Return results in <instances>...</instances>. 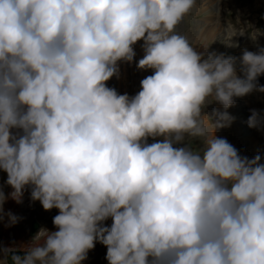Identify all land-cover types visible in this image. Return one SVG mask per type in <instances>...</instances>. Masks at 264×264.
I'll use <instances>...</instances> for the list:
<instances>
[{
  "label": "clouds",
  "instance_id": "9594fccd",
  "mask_svg": "<svg viewBox=\"0 0 264 264\" xmlns=\"http://www.w3.org/2000/svg\"><path fill=\"white\" fill-rule=\"evenodd\" d=\"M195 3L0 0V220L20 219L3 205L26 190L58 210L42 243L0 247V264H82L97 242L108 264H264V162L215 134L236 98L264 93V47L197 51L175 31ZM137 41L151 74L118 94L106 82ZM250 113L264 131V109Z\"/></svg>",
  "mask_w": 264,
  "mask_h": 264
},
{
  "label": "rangeland",
  "instance_id": "374dc122",
  "mask_svg": "<svg viewBox=\"0 0 264 264\" xmlns=\"http://www.w3.org/2000/svg\"><path fill=\"white\" fill-rule=\"evenodd\" d=\"M198 8L201 12L200 15L198 10L194 12L191 10V13L187 14L176 26L175 31L178 34L186 37L183 30L184 27L187 28L188 25L195 26V31L198 26H202V29H200L203 32L208 31V33H210L209 31H215L216 35H218L215 41L219 44V49L221 48L222 52H227V55H234L237 57L240 56L238 55L240 33H243L249 41L258 42L260 47H264V35H257L255 40L251 39L250 36V34L257 30L264 32L263 0H249V3L243 0H198ZM248 8L254 10V14H252L250 18L251 20L246 19L239 21V13L246 12ZM229 9L231 15L225 13ZM250 15L249 13L248 16ZM208 19H211V22H208ZM228 31L231 33L233 32V34L222 38V34L224 35V33ZM230 38L236 43V47L226 48L222 43ZM197 41V39L194 40L193 44L196 50L198 49V46L196 47L197 44H195ZM142 43V41H137L133 46L136 55L131 64L119 62V78L113 76L106 82L107 86L115 88L118 94L128 93L129 96L134 95L140 90V80L151 74V70L145 71L136 67V62L142 58L144 54L141 47ZM190 44L192 45L191 42ZM204 49L205 48H203V50ZM258 84L264 85V83L259 82ZM250 94L252 95H250V97H254L257 103H253L251 99L249 100L247 95L242 98H236L235 104L227 109L235 119L229 127L217 129L215 134L218 137L226 138L227 141L238 150L240 155L251 158L259 153L261 155V162H264V131H257L256 129L249 128L246 124V120L251 114L250 109H264V93L253 91ZM209 99L211 100V98ZM213 109L223 110L219 104L212 103L209 104L204 111L207 115L212 116ZM206 122L210 123L207 117H205V123ZM209 130L210 132L213 131L211 128ZM149 142H152L151 139ZM185 143L194 151L202 150V143L199 139L186 137ZM6 178V173L0 170V190L4 193L11 191L10 186L5 183ZM3 208L5 212L11 211L20 219H18L15 224L8 227L5 226L7 217H5L4 220H0V247L7 246L16 249L17 252H24L23 249L33 244H40L43 242V236H40L39 239L35 241H31L40 229L55 230L52 217L56 215L58 211L55 208L47 211L44 210L39 201H32L30 199L28 190L24 193L22 203H4ZM34 222L39 223L40 227L36 233L32 234ZM104 223L110 225L111 219L109 218ZM103 250L105 251L106 247L97 242L95 247L88 252V258L83 261L82 264H108L105 259L106 252H103Z\"/></svg>",
  "mask_w": 264,
  "mask_h": 264
},
{
  "label": "bare ground",
  "instance_id": "6f19581e",
  "mask_svg": "<svg viewBox=\"0 0 264 264\" xmlns=\"http://www.w3.org/2000/svg\"><path fill=\"white\" fill-rule=\"evenodd\" d=\"M244 2H248L249 3V0H243ZM236 2V1H235ZM263 3H264V0H263ZM227 6V5H226ZM225 6V7H226ZM202 9V8H201ZM225 9V8H224ZM199 11L200 12V9L198 8V0H196V3H195V6L194 8L192 9V11ZM198 12V13H199ZM204 12V11H203ZM191 13V11H190ZM227 15H231V11L230 9L228 11L225 12ZM251 14L250 16H248V14ZM194 14V13H193ZM201 14V12L199 13V15ZM252 14H254V10L252 8H248V10L244 13H239V21H243V20H249L252 16ZM214 16V15H213ZM213 18V17H212ZM211 18V19H212ZM211 19H208L207 21L208 22H211ZM251 20V19H250ZM195 27V26H194ZM193 26L191 25H188L187 28L184 27V33H185V36L187 38V40L189 41V43L191 42L192 43V46L194 47V40H198L197 42H195L196 47L198 46V49L197 51H203V48H205L204 50L207 49L208 52H211V51H216V52H222L221 51V48L219 49V44L215 41L216 38H218V35H216V32H212V31H209L210 33H208V31L206 32H203L201 29H202V26H198L196 28V31L194 29ZM201 28V29H200ZM200 29V30H199ZM195 31V32H194ZM194 32V34H193ZM235 33V32H234ZM233 32H225L224 35L222 34V38L226 37V36H229V35H232ZM221 40V39H220ZM239 40H240V43H239V47H238V55H241V50L242 49H247L249 51H257L258 48L260 47V44L257 42H251L248 40V38H246V36L243 34V35H240L239 36ZM224 53L226 54L227 52L224 51ZM258 82L259 83H264V74L260 75L258 78H257ZM251 94H248L247 97H249V100L251 99V101L254 103L257 101L253 98L250 97ZM252 96V95H251ZM248 99V98H247ZM248 100V102H249ZM251 104V103H250ZM253 105V104H252ZM254 106V105H253ZM250 109V108H249ZM220 110V109H219ZM207 123V122H206ZM233 135V134H232ZM8 192H6L5 194L7 195ZM5 203H9V204H12V203H16L15 201H13L12 199H8ZM7 209V208H6ZM57 210V209H56ZM58 211V210H57ZM34 229L37 230L39 229L40 227V224L38 223V225H35L33 226ZM103 252H106V250ZM106 254V253H105Z\"/></svg>",
  "mask_w": 264,
  "mask_h": 264
},
{
  "label": "water",
  "instance_id": "95a60500",
  "mask_svg": "<svg viewBox=\"0 0 264 264\" xmlns=\"http://www.w3.org/2000/svg\"><path fill=\"white\" fill-rule=\"evenodd\" d=\"M35 225H38V223L37 222H34L33 223V226H35ZM34 233H36V230L34 229V227H32V234H34ZM16 254L17 255H21V256H23L25 253L24 252H17L16 251ZM11 255V253L9 254V256ZM8 264H11V260H10V258H9V261H8Z\"/></svg>",
  "mask_w": 264,
  "mask_h": 264
}]
</instances>
